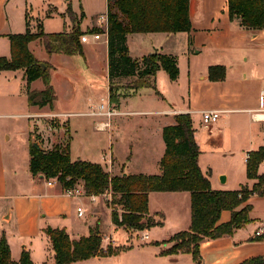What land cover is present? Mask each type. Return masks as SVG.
Instances as JSON below:
<instances>
[{
  "label": "crops",
  "instance_id": "1",
  "mask_svg": "<svg viewBox=\"0 0 264 264\" xmlns=\"http://www.w3.org/2000/svg\"><path fill=\"white\" fill-rule=\"evenodd\" d=\"M67 4L70 5L71 15L66 12ZM99 9L95 8L94 0H0V57H10L8 35L23 33L27 28L31 32H36L40 25L44 33L69 32L73 27H78L82 32L92 27L103 30L99 40L90 38L93 48L87 49L85 44L80 42L81 53L73 55L47 53L39 39L28 43V49L34 57L49 67L50 84L55 93V100L51 105L42 107L29 105L23 69L0 71V199L5 200L0 212V238H5L10 257L14 232L18 235H32L31 238L43 236L48 240L43 230L49 226L64 228L71 239H78L80 236L87 235L90 228L94 226H98L100 232L105 230L100 218V212L104 209L109 210L107 225L114 230H125L111 223L110 208L103 201V194L95 196L94 200L84 192L70 196L60 190L55 182L48 184L41 177L31 176L28 170L29 153L28 157L20 162L11 145L17 135L16 130L23 132L26 136L27 147L35 135L43 136V132L51 138L53 133H60L65 129L69 135L73 129L70 118L75 115H84L88 106L95 102L92 98L102 97L101 88H104L105 94L108 95L106 0L103 15ZM189 17L191 23V30L187 33L189 48L196 49L192 51L193 54L201 55L204 50L205 53L200 75L194 78L193 71H188L187 84L194 85L193 81H201L197 85H202L206 89L201 94L205 101L204 106L200 110L193 107L198 100L191 98L190 88L186 92V99L182 96L183 100L180 103L176 97L177 92L174 91L180 87L179 77L175 81H170L161 69L157 71L154 82L158 75L163 80L167 76L172 88L167 89L169 99L157 90L155 93L160 96L158 102L166 104L167 99L169 106L165 105L150 111L136 108L138 103L132 104L128 96H136L139 89L126 93L124 90L127 85L126 80L122 83L117 81V86H124L120 87L118 92L128 94L119 97L118 102L115 103L122 114L115 116L119 118L113 117L105 130L98 128V118L91 116L94 120L89 122L95 131L106 132L109 152L105 153L104 149H97L87 142L84 146L87 154L84 152L83 155L77 153L74 155L72 154V136L69 142V154L72 161L82 159L97 162L110 175L139 173L149 175L155 169V163H158L154 173L157 174L159 160L164 152L158 135L162 132L163 126L173 123L174 114L189 113L195 141L199 148L198 165L203 173L209 172L211 187L218 190H234L240 185L248 187L253 185L255 180L246 177L245 161L249 151L264 146V113L256 114V111L261 108L259 92L264 89V29H248L240 25L239 18L229 19L227 0H190ZM132 34L135 33L126 36L128 53L132 58L139 59L149 51L148 48L142 51L140 44L143 40L132 37ZM196 59L198 61L200 58ZM214 65L224 67L225 76L222 80L208 79V67ZM43 88L41 78L33 80L28 85L29 90ZM85 97L87 102L90 101L86 104L85 110L77 109L83 107L82 99ZM206 109L223 110L219 119L208 128L202 127L199 114ZM140 112H154L157 116L148 121L140 120L142 123L145 122L143 124L145 129L140 134L141 137L136 136L134 140H131L132 133L125 134L132 126L131 119L126 116ZM52 116H57L55 120L59 124L53 129L45 126L44 123L45 119H51ZM122 134L127 136L124 146L117 142V138ZM153 136L158 141V145L153 141ZM111 138H115L118 148L111 144ZM122 147L124 148L120 149ZM27 152H29L28 148ZM147 158H150V162ZM258 173L264 174V161L258 165ZM79 187L82 190L81 184ZM81 195L88 196L92 203L98 199L102 202L97 207L92 206L91 203L83 206L79 199ZM65 198L74 203L75 210L81 207L82 214L79 216L77 211L75 213L81 219L85 216L82 226L66 225L64 220L68 217H64L62 213L66 209ZM155 198H159L160 201L156 207H152V200ZM260 201L264 202V195H254L246 201L251 204L252 209L249 212V217L252 219L250 223L237 228L231 236L200 243L201 264H237L251 256L264 254V240H249L255 236L257 229L264 230V218L259 219L252 214V211L256 210V203ZM148 211L155 221L160 222V225L141 231L142 234H147L144 241L156 242L158 245L165 244L160 242L179 231L188 229L190 194L187 191L150 192ZM39 213L41 218L38 216ZM229 218L230 212L223 210L218 222H225ZM42 220L55 221V223L43 225L40 223ZM11 225L12 231L9 229ZM158 229L163 233L155 239L153 233ZM114 230L111 232V237ZM112 241H114L113 238ZM30 246L31 241L29 244L20 245V253L23 250L27 251L32 261ZM168 247L170 244L166 243L161 250ZM183 254L189 256L188 259L194 264L196 260L189 253L166 254V259L170 264H177ZM53 255L54 252L49 256L45 255L46 259L41 260V264H54ZM99 258L101 257L95 256L70 264L79 262L88 264L89 260ZM32 264H34L33 261Z\"/></svg>",
  "mask_w": 264,
  "mask_h": 264
},
{
  "label": "trees",
  "instance_id": "2",
  "mask_svg": "<svg viewBox=\"0 0 264 264\" xmlns=\"http://www.w3.org/2000/svg\"><path fill=\"white\" fill-rule=\"evenodd\" d=\"M189 1L106 0L108 96L112 102L117 103L119 97L128 95L118 92L120 87H124L117 86L116 80L119 78L136 75L137 78L125 86L132 90L152 87V81L160 69L170 81L178 78L177 61L172 55L155 50L139 59L132 58L128 53L126 36L131 33L190 32ZM227 11L229 19L239 18L240 25L245 28L264 29V0H227ZM66 12L71 15L69 4ZM92 32L102 33L103 30L92 27L82 32L78 27H73L69 32L44 33L39 25L36 32L27 28L23 33L10 34V57H0V71L23 69L29 105H51L55 93L50 84L49 67L44 62V68L39 65L40 62L28 49V43L39 39L47 53L73 55L82 51L79 36ZM224 76L223 66L208 67L207 77L210 81L222 80ZM37 78L42 79L44 88L29 90L28 85ZM161 135L164 152L157 174L110 175L97 162L82 159L72 161L69 135L63 145L55 144L49 149L36 148L34 141H30L28 170L33 177L54 180L62 191L73 189L80 183L86 195L109 194L111 223L128 231H143L160 225L149 215L150 192H189V227L173 234L168 240L172 241L171 246L161 253H189L194 260H198L201 242L231 236L237 228L252 221L249 217L251 204L246 201L254 195H264V174L258 173V165L264 161V146L247 153L246 177L255 180L251 187L240 185L234 190H218L211 187L209 172L203 173L198 165L199 148L189 113L174 114L173 123L163 126ZM223 210L230 212V218L218 222ZM43 231L52 245L54 264L109 256L117 251L110 245L102 249L98 226L90 228L87 235L78 239H71L64 228L47 226ZM249 240H264V230ZM0 264H32V261L25 250L18 261H13L8 244L1 237ZM237 264H264V254L246 258Z\"/></svg>",
  "mask_w": 264,
  "mask_h": 264
},
{
  "label": "rangeland",
  "instance_id": "3",
  "mask_svg": "<svg viewBox=\"0 0 264 264\" xmlns=\"http://www.w3.org/2000/svg\"><path fill=\"white\" fill-rule=\"evenodd\" d=\"M94 1H95V8L99 9L100 7L99 11L103 15L105 0H94ZM187 33L188 32L135 33V34H132L131 36L134 38H140L141 40H143V42H141L140 44V49L141 50L143 49L142 51H145L144 49L148 48L149 53L154 52L156 50L162 54L172 55L176 59L178 70H179V75H178L179 83L178 84L180 85L178 89L176 88L174 90L177 92L176 97L179 99L181 103L183 100L182 96L185 97L184 99H186V92L190 88V90H192L191 92L189 90L191 98L193 97L195 101L198 100L197 102H195L193 107L200 110V108H202L204 106L203 104L205 103V101L201 97V94H203L206 91V89L202 87V85L201 86L197 85V84H200L201 82L199 80L193 81L194 85L187 84V73L188 71L192 70L194 74V78H198V76L200 75L203 69L202 59H203L205 50L202 51L201 55L193 54L192 51H195L196 49L189 48V40L187 38ZM92 43H93L92 40L89 38L88 41L84 43L85 48L87 49L93 48ZM196 58H200V59L196 61L197 60ZM165 77L166 78L163 80L160 75L156 76V81L154 82V79L152 81V87H140L138 88L139 90L137 92V95L136 96L130 95L128 96V99L130 100V102H132V104H134L135 102L138 103V106H135L136 108L148 110V111L154 110L156 108H161L165 105L169 106V104L167 103L168 102L167 99H169L167 97V93H168L167 89L172 88V84L168 81L167 76ZM136 78L137 76L133 75L129 77L119 78L116 81H119L120 83H122L124 82L123 80H126V82L129 83V82H132V80H135ZM124 90L126 93H128L129 91L130 92L132 91V88L125 87ZM156 90L159 93H161V95H163L165 98L167 97L166 104H164L165 102L160 103L157 101L159 100L160 96H158L155 93ZM100 92H101L102 97L105 98L106 94H105L104 88H101ZM138 95H140V97ZM92 99L93 101L98 102L100 98L96 97ZM82 100L84 101L83 107L77 108V109L85 110L86 104L89 103L90 101L87 102L86 97ZM80 103H82L81 99H80ZM135 107H133V109H136ZM88 110H89V106H88L87 111ZM155 116L157 115L154 112H140V113H135V114L126 116L131 119L132 126L127 129L129 130V132L125 134L132 133L131 140H134V137L136 136L141 137L140 134L145 129L143 127V124L145 122L142 123V121H145L144 119L148 121ZM114 118H119V116L114 117ZM70 119L73 123V129L69 132V142L71 141L72 136H73L72 154L76 155L77 153L78 155H83L84 152L87 154V149L84 147L85 145H87L85 144L87 142H90L91 144L90 143L89 144L95 146V148L97 149H104L105 153L109 152V148H107L106 132L104 133L100 131H95L91 127L90 123L92 120H94V118L88 115L86 116L75 115V116H72ZM140 120L142 121L140 122ZM44 123H45V126L47 127L49 126L51 129L59 126L57 120H53L50 118L45 119ZM41 128H42V125H41ZM16 132H17V135L14 141L11 142V145L13 146L12 150L16 152L17 156L20 159V162H23V160L28 157L29 152H27V148L29 149V145L28 147L26 146L27 145L26 136L23 134V132L19 130L18 131L16 130ZM42 134L43 136L40 135V137H38L37 140H35V137L37 136L35 135L33 137V141L44 149L51 148L52 146L55 145V143L63 145L66 142V138L68 137V132L65 129L61 130L60 133H53V137L51 138L45 132H43ZM126 137L122 134L119 138H117V142L120 143L121 146L122 145L124 146V143L126 142V139H125ZM153 138H154L153 141L158 145V141L156 140V138L154 136ZM158 140L159 142H161L162 147H164V142L162 140L161 133L160 135H158ZM111 144H114V147L116 146L115 138H111ZM118 146L119 145H117L116 147L118 148ZM123 148L124 147L120 149H123ZM147 159L150 162V158H147ZM156 165H158V163H155V169L152 170L153 171L151 172L152 174L156 172ZM52 181L54 182V180ZM79 184H77L75 188L76 191L78 192L81 191ZM102 198H103V201L108 206L110 195L103 194ZM79 199L83 206L91 203L92 206L97 207L98 204L102 202L101 200L98 199L96 202L92 203L88 196L85 197L83 195H81ZM64 200H65L64 202H65L66 209L62 213L64 217L66 216L68 217V219L64 220L66 225H73L75 227L82 226V221L84 220L85 216L83 219L78 218L75 213L76 210H75L74 203H72L71 200L68 198H65ZM159 201H160L159 198L153 199L152 207H156ZM3 203H5V200L0 199V212L3 206ZM256 204H257L256 210L252 211V214L258 217L259 219H262L264 218V202L260 201V202H257ZM38 216H40V218L42 217L40 213L38 214ZM108 216H109L108 209L101 210L100 218L103 223L102 226L105 229L102 232H100L101 238H102L101 247L102 249H106V247L110 245L112 248H114L117 251L109 256H104L97 260H93V259L89 260L88 264H170L168 259H166V254L160 253V252L162 251L161 249L164 247L166 243L170 244L171 246L172 241H168L171 236L167 240H164L165 244H162V245H158V243L156 242L151 243L149 241H144L145 240L143 237L144 233L142 234L141 231H131V230L125 231L122 229H115V230L112 229L110 225H107V223H109ZM50 222L55 223V221H50V220L40 221V223H42L43 225L44 223H50ZM9 229L12 231L13 226L11 225ZM112 230H114V233L112 234L113 237H111ZM162 233L163 231H160V229L156 230L153 233L154 234L153 238L156 239V237H159ZM31 237L32 235H18L16 232H14L13 234L14 240L12 239V242H11V259L12 260H17V261L19 260L20 255H21L20 245L29 244V241H31L30 248L32 250V252H30V255H31V259L34 264H41L40 261L43 259H46L45 255L49 256V254H53L52 245L49 239L47 240V238L43 236H39L37 238L36 237L31 238ZM112 238L114 239V241H112ZM180 258L181 259L179 263L177 264H192L190 259H188L189 256L183 254L181 255ZM75 264H86V263L79 262Z\"/></svg>",
  "mask_w": 264,
  "mask_h": 264
},
{
  "label": "built area",
  "instance_id": "4",
  "mask_svg": "<svg viewBox=\"0 0 264 264\" xmlns=\"http://www.w3.org/2000/svg\"><path fill=\"white\" fill-rule=\"evenodd\" d=\"M101 35L102 34L100 32L83 33L79 36V41L81 43H85L88 41L89 38L97 41L101 38ZM259 99L261 103V108L256 111V114L264 113V89L260 90ZM222 112L223 110L220 109H206L200 111L199 114L202 127L208 128L210 125L215 123L219 119ZM120 114H122V112L119 111L116 104L110 100L108 95H106L105 98L100 97L98 102H93L89 106V110L86 111L84 115L98 118V128L100 130H105L109 127L111 119ZM64 116L66 115L64 114ZM56 117L57 116H52L51 119L55 120ZM52 182V180L47 181L48 184H51ZM75 188L65 190V193L70 196L80 195L83 193V190L78 192ZM91 198L92 200H94L95 196L92 195ZM76 211L79 216L82 214L81 207H77ZM262 232L263 229L259 228L255 231V235H258ZM143 237L146 238L147 234H144Z\"/></svg>",
  "mask_w": 264,
  "mask_h": 264
},
{
  "label": "water",
  "instance_id": "5",
  "mask_svg": "<svg viewBox=\"0 0 264 264\" xmlns=\"http://www.w3.org/2000/svg\"><path fill=\"white\" fill-rule=\"evenodd\" d=\"M39 65H40L42 68H44L43 63L40 62ZM33 146H35L36 148H40V146H39L37 143H35V142H33ZM195 264H201L200 259L196 260V261H195Z\"/></svg>",
  "mask_w": 264,
  "mask_h": 264
},
{
  "label": "bare ground",
  "instance_id": "6",
  "mask_svg": "<svg viewBox=\"0 0 264 264\" xmlns=\"http://www.w3.org/2000/svg\"><path fill=\"white\" fill-rule=\"evenodd\" d=\"M255 117H258V116H255ZM261 117V116H260Z\"/></svg>",
  "mask_w": 264,
  "mask_h": 264
}]
</instances>
